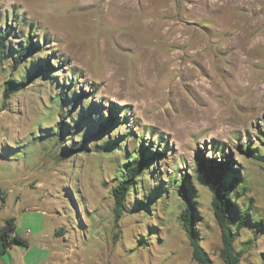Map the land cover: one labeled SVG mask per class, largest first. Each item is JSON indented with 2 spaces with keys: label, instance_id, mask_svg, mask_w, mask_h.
Wrapping results in <instances>:
<instances>
[{
  "label": "rangeland",
  "instance_id": "1",
  "mask_svg": "<svg viewBox=\"0 0 264 264\" xmlns=\"http://www.w3.org/2000/svg\"><path fill=\"white\" fill-rule=\"evenodd\" d=\"M118 3L0 0V32L11 30L0 49V228L24 207L44 208L74 264H200L178 220L183 202L174 185L182 173L197 205L195 236L210 264H225L212 193L195 178L203 154L235 169V208L248 216L234 243L239 264H264V171L243 151L264 154V0ZM167 16L169 43L159 36ZM27 32L39 47L15 69L13 50ZM42 57L56 78L32 80L3 103V82L23 80ZM64 82L71 87L62 100ZM110 110L120 122L103 136L79 118ZM141 133L156 155L139 179L165 190L143 209L133 189L115 221L111 186L122 148L138 149ZM116 138L119 145L97 147ZM83 139L81 151L66 152Z\"/></svg>",
  "mask_w": 264,
  "mask_h": 264
},
{
  "label": "trees",
  "instance_id": "2",
  "mask_svg": "<svg viewBox=\"0 0 264 264\" xmlns=\"http://www.w3.org/2000/svg\"><path fill=\"white\" fill-rule=\"evenodd\" d=\"M10 30V26L6 25L5 29L0 32V49L4 46V39ZM39 47V43L34 41L31 34L23 36V39L19 41L17 47L13 50L14 56L12 57V66L17 69L19 65L25 62L29 55H31L35 49ZM2 54V52L0 51ZM55 65L45 57L32 61L28 69L26 77L23 80H15L8 78L3 82L2 97L3 103L11 94L19 91L27 83L37 78H56L54 72ZM50 74V75H49ZM63 88L60 92V99L65 100L67 98V91L71 85L62 84ZM84 92H73V105L77 104ZM111 114L107 117L92 116L89 111L79 112V118L87 117V124L93 133L98 136H103L104 132L108 130L113 124L120 122V119ZM90 113V114H89ZM64 120L57 127V134L62 135V124ZM143 134H138L135 137V142L140 147L132 148L130 152L124 149L123 162L118 169V178L111 186V193L113 198V214L114 219L117 221L122 216L126 209V197L133 189H140L142 198L139 200L140 207L146 206L148 203L155 201L160 197L165 190V187L154 185L153 187H146L143 180L139 178L145 173L147 164L156 155V152H146V147L143 140ZM118 144V138L105 140L103 143L97 145V147L105 148L106 146H113ZM85 145V139L77 144V147H67L66 152L73 150L74 152L81 151ZM125 145V144H122ZM121 146V145H120ZM254 149L246 147L243 149L244 153L251 155L252 158L262 163L264 171V154H257ZM133 153V154H130ZM66 156V154H64ZM230 160H216L205 157L200 154L195 158V178L199 184L205 186L211 193V208L213 216L220 230L221 235V247L219 250V256L225 264H239L242 251H236L234 249V243L239 233V230L247 224L248 216L246 213L240 214L235 208V201L233 200V183L237 180L234 175V167L230 163ZM146 177V176H144ZM176 177V176H175ZM177 179V184L174 185L175 190H178L180 198L183 202V207L178 215L183 229L185 230L192 247V257L200 264H210V257L208 252L199 243L195 236V221L197 215V205L193 198L190 189L191 185L188 182L187 175L180 173ZM138 207V205H136ZM247 216V217H246ZM234 224V227H233ZM14 232V217L5 219V224L0 228V243L3 247H7L11 244H19L27 246V242L18 235H12ZM56 235H61V230L55 232Z\"/></svg>",
  "mask_w": 264,
  "mask_h": 264
},
{
  "label": "crops",
  "instance_id": "3",
  "mask_svg": "<svg viewBox=\"0 0 264 264\" xmlns=\"http://www.w3.org/2000/svg\"><path fill=\"white\" fill-rule=\"evenodd\" d=\"M50 219L54 216L44 208L20 209L14 217L13 233L25 240L27 246L11 244L3 247L0 243V258L8 259L9 264H74L70 245L63 233L56 235L58 227ZM27 229L29 233L24 234Z\"/></svg>",
  "mask_w": 264,
  "mask_h": 264
},
{
  "label": "bare ground",
  "instance_id": "4",
  "mask_svg": "<svg viewBox=\"0 0 264 264\" xmlns=\"http://www.w3.org/2000/svg\"><path fill=\"white\" fill-rule=\"evenodd\" d=\"M86 1V0H85ZM88 1V0H87ZM95 1V0H93ZM99 1V0H97ZM112 0H108V2H111ZM116 1V0H114ZM119 3L120 6H124L125 4L129 5V6H133L134 5V2L137 1V0H117ZM136 4V3H135ZM172 21L170 18H167L164 19V20H161L160 22V31H159V36L162 37V35H164V37H162L167 43L170 42V36L172 34Z\"/></svg>",
  "mask_w": 264,
  "mask_h": 264
},
{
  "label": "built area",
  "instance_id": "5",
  "mask_svg": "<svg viewBox=\"0 0 264 264\" xmlns=\"http://www.w3.org/2000/svg\"><path fill=\"white\" fill-rule=\"evenodd\" d=\"M27 233H29V229L24 231V234H27ZM12 235H15V233L12 232Z\"/></svg>",
  "mask_w": 264,
  "mask_h": 264
}]
</instances>
